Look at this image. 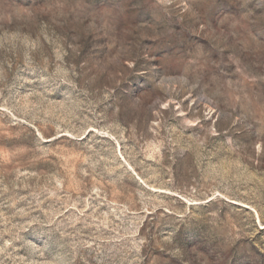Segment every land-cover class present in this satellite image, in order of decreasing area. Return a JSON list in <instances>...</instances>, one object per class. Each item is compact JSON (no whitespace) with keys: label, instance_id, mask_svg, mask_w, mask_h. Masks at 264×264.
<instances>
[{"label":"rangeland","instance_id":"rangeland-1","mask_svg":"<svg viewBox=\"0 0 264 264\" xmlns=\"http://www.w3.org/2000/svg\"><path fill=\"white\" fill-rule=\"evenodd\" d=\"M0 264H264V0H0Z\"/></svg>","mask_w":264,"mask_h":264}]
</instances>
